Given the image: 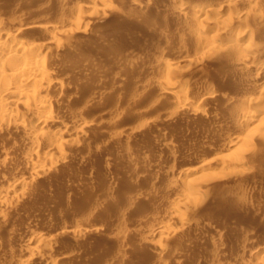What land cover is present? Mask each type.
I'll list each match as a JSON object with an SVG mask.
<instances>
[{
  "label": "rangeland",
  "instance_id": "rangeland-1",
  "mask_svg": "<svg viewBox=\"0 0 264 264\" xmlns=\"http://www.w3.org/2000/svg\"><path fill=\"white\" fill-rule=\"evenodd\" d=\"M207 1L185 0V4L197 9ZM95 2L0 0V26L10 29L2 27L4 31H12L14 24L9 22L35 21L53 30L63 26L70 34L72 29L79 32L76 38L70 35L74 45H65V54L48 49L43 53L52 61L57 81L63 79L56 81L61 89L54 86L56 95L50 91L52 122L57 127L43 131L35 125L39 134L35 142L23 139L10 126L11 131L5 127L0 132V199L8 197L12 203L0 218V263L47 264L42 258L50 255L57 264H261L264 139L244 134L249 139L246 146L237 151L224 148L236 122L229 106L238 103L237 94L248 90L259 71L242 72L232 63L229 50L210 53L187 27L192 13L177 12L173 0H107L111 8L103 11ZM260 5L262 17L245 25L252 24L250 29L263 48L264 0ZM240 12L242 16L246 10ZM232 16L235 26L247 23ZM208 22L198 20L196 25L204 29ZM38 31L42 37L44 32ZM38 31L23 37L40 42ZM43 42L50 41L44 36ZM189 59L201 65L191 71L185 66ZM175 61L179 66L167 68ZM165 78L178 79L190 99L199 96L209 81L214 98L201 104L205 116L176 111L174 99L161 90ZM258 83L262 92L264 75ZM243 105L252 114L264 106L249 101ZM81 122L85 132L71 135L75 145L66 149V159L57 162L53 157L30 170L31 154L47 151L44 140ZM241 160L244 165L238 163ZM187 172L185 180L207 190L182 212L179 218L191 224L182 229L174 220L180 213L172 208L186 196L178 195L174 180ZM163 173L173 175L174 183L161 184ZM22 180L29 186L17 192L18 199L6 195L11 185ZM157 230L166 233L151 236ZM41 237L52 239L44 242ZM50 243L54 244L50 247ZM35 248L41 251L36 254Z\"/></svg>",
  "mask_w": 264,
  "mask_h": 264
},
{
  "label": "bare ground",
  "instance_id": "bare-ground-1",
  "mask_svg": "<svg viewBox=\"0 0 264 264\" xmlns=\"http://www.w3.org/2000/svg\"><path fill=\"white\" fill-rule=\"evenodd\" d=\"M95 1H96L95 3H97V5L100 7L99 9L101 11L111 8L108 5L107 0H95ZM173 1H174V8L177 10V12L179 11L182 13V12L189 11L192 13V20H190L191 22L188 23L189 25L187 27L191 28V30L194 31L193 34L195 33L196 37H198V39L203 44H205L209 47L210 53L215 54V53H220L222 51L225 52L226 50H229L232 53L231 54L232 55L231 56L232 57L231 58L232 63L235 62V64H237L236 66H238L239 69L242 70V72H245V70L248 68H255V69H257L256 72L259 71L258 73H256L257 76L252 78L251 86L249 88H247L248 90L240 93V96L237 94V96L240 98L237 101L238 103L235 105L229 106L230 112L234 115L236 122L233 123L235 125V126L233 125L234 129H231L232 131L230 130V132H229L230 138L228 137L229 138L227 140L228 142L226 143V146L225 147L223 146V147L226 149L228 148L230 150L237 151L240 149L239 146H242V147L246 146L249 139L247 137L243 138L244 134H246L247 136L248 135L249 136L257 135L259 138L264 139V106L262 107V105H264V103H263V100L261 99L262 97L260 98L261 93L264 92V88H262L263 89L262 92L258 91V89H259L258 86H260L258 81H259L261 75H264V49H263L264 46H263V48H261L260 44L259 45L257 44V41H259V40H258V38L256 40V37L254 36L255 31H254V29L253 30L250 29V28H253V27H251L252 24L249 25L250 27H248V25H245V24H248L249 21L252 23V20L259 19L260 17H262L263 14L261 15V13H263V10L261 9V5H260V2L262 0H236L235 2H233V0H208L202 6L200 5L201 7L197 8V9L191 8L192 10L187 7V5L185 4V0H173ZM134 5H135L134 7H136L135 3H134ZM137 7H138V4H137ZM28 8H30L29 5H28ZM34 8H36V7H34ZM96 9H97V7H96ZM175 9H174V11H175ZM241 10H246V13H244L242 16H241V12H240ZM94 12L98 13L99 11L95 10ZM225 12L230 13V14H227ZM76 13H77V11H76ZM232 15H236L238 19L243 18L244 22H247V23H243L244 24L243 26H242V24H241V26H235L233 24L234 22H233L232 18H234V17ZM77 17H78V19H80V17H81L80 13H77ZM20 19H22V18H20ZM20 19H18L19 23H20ZM23 20H24V18H23ZM23 20H21V21L23 22ZM198 20H200V22L209 21L208 26L204 29H200L199 26L196 25V22ZM36 21L38 22V20H36ZM34 22L33 23L29 22L30 24L26 23V21L24 24H15V23L9 22L11 25L14 24L11 27L12 31H8L10 29L2 25V27H5V29L6 28L8 29L7 31H4L5 29L0 26V132L5 127L9 130H10V127H12V128H14L13 131L20 133V136L22 135L24 137L23 139L27 138V139L33 140L35 142V141H37V136L39 135V134L38 135L36 134V133H38V131L36 133L34 132L35 125H40L41 126L40 130H43V129L46 130V128L53 129V127H57L54 125L55 123L52 122V119L54 117L55 112L53 110L54 109L53 108V103H54L53 100L54 99L52 100V97L50 96L51 95L50 91H51V93H54L56 95V93H55L56 90H54V92H53V88H54V86H56V89H58L59 87L57 88L56 84L58 83L59 80H63V79H59L57 81L58 78L56 79L54 77L55 73L53 74L52 73L53 69H51V67L53 65L52 66L50 65L52 63L49 64V62L51 60L48 61L47 58L43 55V53L47 49L49 52L52 50H53V52H55V50L57 52H59V51L63 52L65 45H71L74 43L73 42L74 39L71 38L72 36H70L71 34L72 35L74 34V33H72L74 31V29H72V32L70 34L69 29H68V31L67 30L65 31V29L64 30L62 29L63 26H61V27L57 26L59 29L56 27L57 30H55V29L53 30L51 27L49 28L48 26H45L44 22L40 23V20L38 23L44 24L43 27H42V25L39 26V25H36V23L34 24ZM25 24H27V25H25ZM68 24H70V23H68ZM0 25H1V22H0ZM51 25L54 27L53 23ZM184 26L186 27V25H184ZM77 28H79V27H77ZM38 30H40V31L42 30V32H44L45 34L43 33V36L41 37L42 33L40 34V32ZM191 30H190V32H191ZM36 31L39 32L38 35L42 39L45 36L46 40L48 39L50 42L41 43L42 39L41 40L39 39L40 42L35 41L36 37H35V39H33L31 37L30 38L31 40L27 41L25 39H27L28 36H26L24 39V37H23L24 35H28V34L30 35L31 34L34 36L35 34H32V33H35ZM252 31H254V32H252ZM76 32L77 31H75V34H76ZM78 33L79 32H77V36H78ZM75 34H74V37L76 38ZM38 35L36 34V36H38ZM39 36L37 38H39ZM70 39H72V40H70ZM69 40L71 41V43L68 42ZM68 43H70V44H68ZM195 43H196V41H195ZM74 47L77 48L76 45ZM67 51H65V52H67ZM75 51H78V50L75 49ZM62 54H65V53L63 52ZM53 58H55V56ZM66 58L68 59L69 57L67 56ZM66 58L64 57V59H66ZM55 60H57V59L55 58ZM70 60H71V57H70ZM179 61H180V59H179ZM71 62H72V60H71ZM71 62H70V64H68L70 66H68L66 64V66L68 68L71 67ZM185 63H186L185 66L186 67L188 66V68H191L190 69L191 71H195L199 67V65H201L198 61H195L194 59L186 60ZM179 64H180V62L175 61V62H172L171 64L167 63L166 66H167V68L168 67L170 68V66H174L173 68H176L175 66H179ZM181 67H184L183 63L181 65ZM65 69H67V68H65ZM67 70L69 71L70 69H67ZM62 71H61V74H62ZM198 71H199V69H198ZM54 72H56V70H54ZM65 73L66 72H64V74ZM67 74L68 73H66V76H67ZM57 76H58V74H57ZM58 77H61V75ZM175 79L176 78L170 80L168 78H165L164 81H162L163 83H162L161 90L165 96H167L168 98L174 99L172 101L176 106V111H181V112L189 111V112H193L192 114H195L196 116L197 115L198 116H200V115L205 116V114H206L205 109L202 108L203 106L201 104L205 103L208 100H212L214 98V93L210 90L211 83H209V81H206L203 84L204 86L202 88L203 91L201 92V94L199 96L194 97L193 99H190L188 97V93L184 92V91H182V89H180L181 87H179V86H182V85H179L180 82L177 81L178 79L177 80H175ZM56 81H57V83H56ZM60 82H63V81H59V83ZM186 85H188V84H186ZM248 86L249 85L247 84V87ZM60 87H61V85H60ZM63 87L64 86L61 87L62 90L64 89ZM223 95L226 97L228 94L227 95L223 94ZM228 96H230V94ZM226 100H227V98H226ZM247 101H249V103L255 102L258 104V106H261L262 108L259 110V112L257 114H252L249 111H246L243 107L244 106L243 103H245ZM21 109H24V111ZM24 112H26L27 115H31L32 118L28 117L31 119H27L26 116H24L25 115ZM78 112H80V111H78ZM78 112H77V114H78ZM82 113H84V112H82ZM79 115H81V114H79ZM32 119H33V121H32ZM80 119H81V117H80ZM34 120H35V122H34ZM67 127H69V126H67ZM58 129H59V127H58ZM84 130H85V127H84V125H82V122H81V125L79 123H76V125L73 124L71 126V128L69 129L68 132H66L65 130L62 131V129H61V132H59L60 134L58 137L47 138L46 140H44L45 145L47 147V151L41 152L40 150L39 151L37 150L31 154V156L29 157L30 159L28 158L29 160H27V161H30V167L28 166L30 168V170L40 167L39 164H42V162H46L49 160L51 161V159L53 157L56 158L57 162L63 160L66 157V153H67L66 149L67 150H70V148L74 149L73 145H75V141L70 139L71 135L83 134V132H85ZM246 138H247V141H246ZM237 142H240V143L237 144ZM223 144H225V143H223ZM33 145H37V143H34ZM71 146H73V147H71ZM208 150H210V149H208ZM10 160H12V159H10ZM23 160H21V162H23ZM53 160L56 161L55 159H53ZM19 161H20V159H19ZM2 162H3V160H2ZM12 162H14V160ZM15 162L18 163V161H15ZM242 162L243 161L241 160L238 163L241 165H244V163H242ZM238 163H237V165H238ZM12 164H15V163H12ZM29 172H31V171H29ZM188 172H189V170H188ZM188 172L185 173L184 176H181V178H179L178 181L174 180L178 184V189H177L179 191L178 195L181 194L183 196H186V197L181 198L183 200H181V199L178 200L181 202H175V204L176 203H178V204L174 205V207L172 208L176 213L177 212L180 213L178 217L174 218V220L179 225V227L182 229H184L188 225V223L186 222L187 220L185 221L186 218H184V217L179 218V217H181V214L184 215L182 212H184V209L186 207H189L190 205H194L195 203L192 204V202L196 201L195 198L197 196H203V194L205 193L204 191L207 190L206 187H203V188H205V190H204L202 188L201 184H196L195 182L190 181L188 179L185 180V177L187 175H189ZM163 175H164V173H163ZM207 176H208V172L203 174L202 177L204 179ZM29 177H31V176H29ZM161 178L163 179V181H161V179L158 180L159 184H160V181H161V184L163 182H164V184H169V183L173 182L172 179L174 178V176L173 175L171 176L170 174H166V175L162 176ZM157 179H158V177H157ZM26 182H27V180L25 182L24 181L18 182V183L16 182L15 184L11 185L9 187V189L6 190V192H7L6 195L10 194V196H15V198L18 199L19 195H17V194H19V193H17V192L24 191L25 188L27 186H29L28 184L25 185ZM156 184H157V181H156ZM3 195H5V192ZM23 196H25V195H23ZM23 196H21V198ZM12 199H13V197L11 198V200ZM10 202L11 201L8 199V197L7 198L2 197L0 199V218H4V211L3 210H5V209L11 210L12 209V207H10L12 203H10ZM172 204H174V203H172ZM189 225H191V224L189 223ZM259 225H261V224H259ZM179 227H177V228H179ZM168 230H170V229H168ZM165 233H166V230H157L151 236H153V235H160L161 236V235H165ZM170 234H171V232H170ZM42 238L43 237H41V241L42 240L44 241L45 238L44 239H42ZM51 239H49V240H51ZM39 240H40V238H39ZM49 240L47 238V239H45L44 242H46V241L48 242ZM52 241L54 242V240H52ZM44 244H46V243H44ZM52 244H54V243H50L49 246L51 247ZM260 244H261V242H260ZM49 246H48V248H49ZM44 247L46 248L47 244L44 245ZM36 249L39 250L38 248H35L34 250L36 251ZM40 251L41 250H39L38 252H35V253L38 254ZM35 253L32 250L31 255L34 254L33 256H35L36 255ZM22 256L24 257V255H22ZM44 256L42 258V261H44L45 263L57 264V262H52V260L48 258V257H50V255L48 256L47 253H46V256H48V257H44ZM7 263L3 262L0 264H7ZM27 263H28V261H27ZM8 264H10V263H8ZM261 264H264V259L262 260Z\"/></svg>",
  "mask_w": 264,
  "mask_h": 264
}]
</instances>
